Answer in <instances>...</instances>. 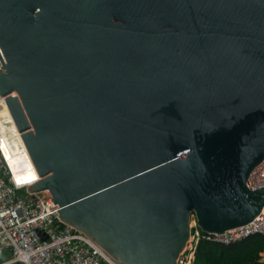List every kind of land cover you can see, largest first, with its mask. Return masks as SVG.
Segmentation results:
<instances>
[{"label":"water","instance_id":"1","mask_svg":"<svg viewBox=\"0 0 264 264\" xmlns=\"http://www.w3.org/2000/svg\"><path fill=\"white\" fill-rule=\"evenodd\" d=\"M0 95L28 190L119 264L264 209V0H0Z\"/></svg>","mask_w":264,"mask_h":264},{"label":"built area","instance_id":"2","mask_svg":"<svg viewBox=\"0 0 264 264\" xmlns=\"http://www.w3.org/2000/svg\"><path fill=\"white\" fill-rule=\"evenodd\" d=\"M10 117L0 95V264H112L86 234L60 218L51 196L42 198L28 190L34 168L14 123L4 127V119ZM247 185L251 189L264 186V159L250 173ZM230 230L217 234L196 229L176 264H192L194 243L200 238L227 244L264 234V209L247 224ZM259 261L264 263V251Z\"/></svg>","mask_w":264,"mask_h":264},{"label":"trees","instance_id":"3","mask_svg":"<svg viewBox=\"0 0 264 264\" xmlns=\"http://www.w3.org/2000/svg\"><path fill=\"white\" fill-rule=\"evenodd\" d=\"M264 251V234H250L227 244L200 238L192 264H264L259 261Z\"/></svg>","mask_w":264,"mask_h":264},{"label":"bare ground","instance_id":"4","mask_svg":"<svg viewBox=\"0 0 264 264\" xmlns=\"http://www.w3.org/2000/svg\"><path fill=\"white\" fill-rule=\"evenodd\" d=\"M4 122H9V123H11V124H13V121H12V119L11 118H9V120L7 119V118H5L4 119ZM10 124V125H11ZM13 126H14V124H13ZM11 127H12V125H11ZM15 127V126H14ZM13 129V128H12ZM8 131H9V129H8ZM13 135V134H12ZM19 136H21V134L19 133ZM17 138H19L18 137V134H17ZM21 138V137H20ZM23 143V142H22ZM24 145V144H23ZM24 148H25V150H26V154H27V156H29V153H28V151H27V149H26V147L24 146ZM29 158H30V156H29ZM31 159V158H30ZM33 168H34V166H33ZM34 170H35V168H34ZM32 174L34 175L33 177H32V180H34V179H36V178H38L39 177V175H38V172L35 170V171H33L32 172ZM31 174V175H32ZM37 174V175H36ZM31 180V181H32ZM195 213V212H194ZM73 227V226H72ZM88 238L90 239V241L96 246V247H98L99 249H100V251L101 252H103L104 253V255H105V257L112 263V264H119V263H117L103 248H101L100 246H98L97 245V243H96V241H94L93 239H92V237L90 236V235H88ZM190 238H191V235L189 234L188 235V237H187V239H186V242L187 243H185L184 244V246L183 247H185L187 244H188V241L190 240Z\"/></svg>","mask_w":264,"mask_h":264},{"label":"rangeland","instance_id":"5","mask_svg":"<svg viewBox=\"0 0 264 264\" xmlns=\"http://www.w3.org/2000/svg\"><path fill=\"white\" fill-rule=\"evenodd\" d=\"M11 118V117H10ZM9 125L8 122H4V127H7ZM13 134V131L10 130V133L9 135H12ZM19 137V135H18ZM26 152V151H25ZM33 166V165H32ZM35 171V170H34ZM37 175V174H36ZM34 175L32 174L31 177H33ZM189 231H190V235L197 229L199 232H200V227L197 225V221H196V215L195 213L192 211L189 213ZM191 241V240H189ZM196 244V243H194Z\"/></svg>","mask_w":264,"mask_h":264},{"label":"crops","instance_id":"6","mask_svg":"<svg viewBox=\"0 0 264 264\" xmlns=\"http://www.w3.org/2000/svg\"><path fill=\"white\" fill-rule=\"evenodd\" d=\"M6 255H2L1 258H4ZM12 264H22V263H12Z\"/></svg>","mask_w":264,"mask_h":264}]
</instances>
